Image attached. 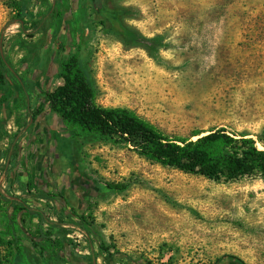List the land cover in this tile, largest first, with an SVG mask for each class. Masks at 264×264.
<instances>
[{
  "label": "rangeland",
  "instance_id": "obj_1",
  "mask_svg": "<svg viewBox=\"0 0 264 264\" xmlns=\"http://www.w3.org/2000/svg\"><path fill=\"white\" fill-rule=\"evenodd\" d=\"M17 1L0 0V52L28 86L29 108L0 85V264L45 261L26 234H36V219L25 217L19 241L5 243L8 200L42 209L56 233L66 232L63 260L51 264H124L105 260L100 242L134 264H213L225 254L264 264V176L214 181L110 138L71 137L40 96L62 83L60 60L77 53L100 105L128 108L170 136L225 127L257 140L264 136V0H102L122 9L123 23L142 37L130 41L92 0H28L23 20ZM58 7L63 16L54 14ZM12 143L16 167L4 154Z\"/></svg>",
  "mask_w": 264,
  "mask_h": 264
},
{
  "label": "trees",
  "instance_id": "obj_2",
  "mask_svg": "<svg viewBox=\"0 0 264 264\" xmlns=\"http://www.w3.org/2000/svg\"><path fill=\"white\" fill-rule=\"evenodd\" d=\"M27 1L15 2L14 8L19 20H23ZM92 1L97 14L107 21L124 40L142 38L123 23L122 9L106 6L102 0ZM54 14L58 17L63 16V9L58 7L54 10ZM35 50L32 47L31 53ZM11 68V61L0 52V85L10 90L6 93H20V98H17L19 106L22 109L29 108L28 94H26L28 86L18 80L16 74L14 76L9 73ZM58 76L62 79V83L54 89L43 90L40 96L46 103L48 116L60 119L71 137L91 134L110 138L161 165L190 174H198L214 181H230L255 173L264 176L263 135H257L256 140L246 133H232L225 127H217L206 132L194 131L190 136H170L128 108L98 104L95 91L77 53L67 54L60 60ZM10 98L6 96L3 100L8 102ZM16 136L15 133L13 137ZM256 142H259L263 148H258ZM4 154L8 163H12L15 167L19 164L17 143H12ZM27 178L23 186L30 190L32 181L29 175ZM105 184L108 188H122L117 183ZM46 195L43 193L41 198ZM7 204L9 223L6 225V230L9 239L5 243L13 245L19 241L17 232L22 229L20 222L25 217L36 219V234L29 231H26V234L32 245L44 257V264H51L50 260L53 259L63 260L66 232L56 233L51 226L53 222L46 217L42 209L33 208L21 200H8ZM74 214L77 217V226L82 227L81 220L84 221V217L76 212ZM44 225H47L46 229H43ZM99 248L107 258L105 260H119L124 264H134L129 256L119 250L110 251L103 242L99 243ZM224 263L246 264L241 258L228 254L222 255L213 264Z\"/></svg>",
  "mask_w": 264,
  "mask_h": 264
},
{
  "label": "crops",
  "instance_id": "obj_3",
  "mask_svg": "<svg viewBox=\"0 0 264 264\" xmlns=\"http://www.w3.org/2000/svg\"><path fill=\"white\" fill-rule=\"evenodd\" d=\"M51 118V117H50ZM56 118V117H55ZM51 120H52V118H51Z\"/></svg>",
  "mask_w": 264,
  "mask_h": 264
}]
</instances>
